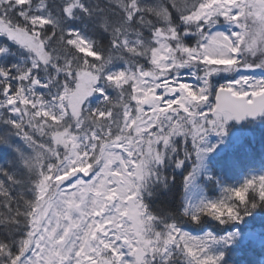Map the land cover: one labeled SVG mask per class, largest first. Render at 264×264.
<instances>
[{"label":"snow or ice","instance_id":"1","mask_svg":"<svg viewBox=\"0 0 264 264\" xmlns=\"http://www.w3.org/2000/svg\"><path fill=\"white\" fill-rule=\"evenodd\" d=\"M262 117L264 0H0V264H224L264 170L206 159Z\"/></svg>","mask_w":264,"mask_h":264},{"label":"trees","instance_id":"2","mask_svg":"<svg viewBox=\"0 0 264 264\" xmlns=\"http://www.w3.org/2000/svg\"><path fill=\"white\" fill-rule=\"evenodd\" d=\"M249 127L253 130L252 136H249V133L238 136L236 133L239 128ZM189 163L185 170L177 169L172 173L176 176L174 191L177 205L183 198L181 183L183 175L191 170L193 160ZM206 163L213 175L223 180L226 185L239 183L249 171L258 172L264 167V118L248 121L244 126L232 123L223 143H219L215 151L208 154ZM198 183L205 184L206 194L210 198L215 199L220 195L218 186L207 183L205 176L199 177ZM236 228L240 230L241 236L247 237V240L239 241L236 238L233 244L226 247L224 264H264V208H258L251 216L245 217L242 222L235 225H219L209 220L204 230H212L217 236H223ZM194 234L202 233L197 231Z\"/></svg>","mask_w":264,"mask_h":264},{"label":"rangeland","instance_id":"3","mask_svg":"<svg viewBox=\"0 0 264 264\" xmlns=\"http://www.w3.org/2000/svg\"><path fill=\"white\" fill-rule=\"evenodd\" d=\"M221 82H223V81H221ZM233 123V121H231L230 123H229V125L230 124H232ZM229 127V126H228ZM244 130H246V131H244ZM237 132V134H238V136H241V135H243V134H245V133H249V136H252L254 133H253V130L251 129V127H249V128H239V130H236ZM245 137H246V135H244ZM208 140H209V143L210 144H216L217 142H218V140H220V137L217 135V134H215V133H211L210 135H209V137H208ZM223 140H224V138H223ZM192 161V160H191ZM193 195L195 196L196 195V193L194 192L193 193ZM199 235V234H198ZM238 240L239 241H241V240H244L245 238H247V237H245V236H241V235H239L238 237ZM221 247H223V245H221Z\"/></svg>","mask_w":264,"mask_h":264},{"label":"water","instance_id":"4","mask_svg":"<svg viewBox=\"0 0 264 264\" xmlns=\"http://www.w3.org/2000/svg\"><path fill=\"white\" fill-rule=\"evenodd\" d=\"M244 122V121H243ZM243 122H240V123H243Z\"/></svg>","mask_w":264,"mask_h":264}]
</instances>
